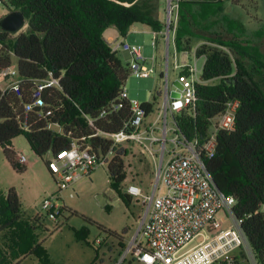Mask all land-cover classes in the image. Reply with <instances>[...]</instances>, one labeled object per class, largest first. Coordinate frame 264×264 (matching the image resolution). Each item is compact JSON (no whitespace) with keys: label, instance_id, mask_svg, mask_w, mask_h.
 Segmentation results:
<instances>
[{"label":"trees","instance_id":"16d2710c","mask_svg":"<svg viewBox=\"0 0 264 264\" xmlns=\"http://www.w3.org/2000/svg\"><path fill=\"white\" fill-rule=\"evenodd\" d=\"M2 4L23 12L26 20V29L17 34L0 30V71L15 64L19 79L16 89L0 88V148L7 163L15 172L25 170L11 147L20 135L40 159L67 150L72 141L105 155L112 143L106 134L119 131L128 115L129 104L119 99V93L131 70L116 57L103 32L114 27L125 37L133 24L162 32L165 23L159 9L163 0H4ZM177 5L175 48L191 52V36L186 38V31L182 32L191 14L181 0ZM210 35L194 49L195 57L203 58L196 109L177 118L187 137L195 130L204 134L209 120L223 111L227 101H239L234 131L217 133L215 153L205 165L217 188L233 197V212L244 218L245 237L257 261L264 264V212L259 211L264 205V91L252 77L254 65L249 69L246 64V59L253 58L241 41L225 40L219 33ZM47 72L61 76L59 85L44 89L42 105L26 110ZM154 100L141 104L147 113L153 110ZM115 105L119 108L113 111ZM103 108L108 114L98 118ZM86 118L93 120L92 127ZM49 123L60 126L62 133L48 130ZM131 150L122 144L114 147L107 163L113 186L126 179L125 158ZM45 163L48 169V160ZM120 198L130 200L127 194ZM37 221L38 217L22 221L13 189L0 197V234L4 233L0 264H17L28 256L48 262L34 236Z\"/></svg>","mask_w":264,"mask_h":264},{"label":"built area","instance_id":"2783aa9c","mask_svg":"<svg viewBox=\"0 0 264 264\" xmlns=\"http://www.w3.org/2000/svg\"><path fill=\"white\" fill-rule=\"evenodd\" d=\"M168 2L166 29L160 33L152 31L153 54L149 59L150 67L143 64L145 58L141 45L122 42L110 44L113 52L121 49L130 54L131 73L154 74L160 70L163 102L156 115L147 120L154 108L147 113L136 100L128 99L127 90L123 86L119 99L128 102L129 111L121 129L106 134L112 142L108 152L100 156L92 152L87 144L72 141L67 150L49 158L48 170L58 191L62 192L107 164L116 145L130 146L131 149L135 146L142 156L149 157L154 166L155 181L150 192L143 191L136 184L127 187L126 194L130 198H140L144 213L136 234L115 264H125L128 258L131 264H261L242 230L244 218L236 217L233 212V197L217 188L205 165V161L215 153L217 133L234 131L240 103L237 99L227 101L223 111L209 120L204 134L196 130L192 136L184 134L177 117L183 112L195 111L199 100L196 87L203 82L195 61L190 65L187 60L179 61L176 58L174 38L178 5L177 1L174 5L170 0ZM159 37L164 50L161 67L156 56ZM170 47L173 50V70L177 71L174 81L179 83L180 88L174 86L173 82V88H169ZM189 53L184 52V57H188ZM60 79L61 76L56 77L52 72H47V76L36 85L34 101L26 110L41 106V92L58 86ZM18 83L15 64L0 71L2 90L7 87L16 89ZM173 91L178 92L179 97H171ZM118 108L115 105L112 110ZM49 114L50 111L45 113ZM107 114L108 111L103 108L97 117L104 118ZM86 120L92 127L93 120ZM46 128L56 134L62 133V128L57 124L49 123ZM97 134L99 132L94 135ZM16 160L21 166L28 163L23 151L16 152ZM42 209L55 220L62 209L59 195L44 199ZM259 211L264 212V205ZM196 239L199 241L196 242Z\"/></svg>","mask_w":264,"mask_h":264},{"label":"rangeland","instance_id":"374dc122","mask_svg":"<svg viewBox=\"0 0 264 264\" xmlns=\"http://www.w3.org/2000/svg\"><path fill=\"white\" fill-rule=\"evenodd\" d=\"M170 2L174 5L176 0H170ZM242 3L245 4L246 12L249 11L252 14L251 16H256L258 20L257 23L250 21V25H245L247 32L242 30L241 27L245 37L250 29L264 27V0H242ZM213 8V6L206 7L205 5L204 8L195 11L188 10L192 22L196 21L198 17L203 18L208 15V21L211 20L216 23L217 18H220L219 15L227 12V9H223L218 3ZM10 9L11 7L0 3V18L7 14ZM175 9H173V13ZM160 12L165 23V30L167 0H163V4L159 9ZM235 13L233 12L232 15H240V12ZM223 19L228 21L230 16L226 15ZM240 24L238 19L232 31L237 28L240 29ZM135 27L141 28L143 25L135 24ZM25 29L26 21L25 27L21 31ZM141 29L134 31L133 34L128 33L126 42L129 44L138 43L143 46L142 55L145 58L143 64L150 67L151 62L149 59L153 54L152 34ZM246 38L244 42L242 41V44L247 49ZM160 45L161 51L156 53V56L161 67L162 57L160 56L164 53V50L162 51V41H160ZM172 56L173 50L170 47L168 60L170 89L173 88L172 82L175 80L177 73L173 70ZM178 58L180 59L179 55ZM194 61L200 75L203 58H196L190 54L187 62L193 65ZM122 62L123 65H128L129 61L122 59ZM246 64L250 69L251 64L248 59H246ZM262 68L264 67L260 69ZM159 72L158 69L154 74L130 73L124 82L128 99L136 100L140 104L152 102L153 98L155 99L153 113L148 116L147 120H151L156 115L163 102V94L160 93L162 91V78H160ZM252 77L254 78L253 74ZM256 80L259 83L261 82V88L264 91V76L260 75ZM11 146L16 152L23 151L28 163L25 165L23 172H15L5 160L0 148V197L5 198L8 191L13 189L18 199L19 214L22 221L32 222L34 218L38 217V221L35 223L34 236L37 242L42 244L48 259V262L41 263L37 257L28 256L17 264H115L131 238L136 234L144 213L140 198L132 197L127 203L120 198V195H126L127 187L130 184H136L143 191L150 192L155 181V173L149 157L142 156L138 148L134 146L131 150L132 153L125 158L127 177L122 183L113 186L108 176L107 164H103L89 176L59 192L54 178L46 167L45 161L49 160V155H46L43 159L35 156L23 135L15 137L11 141ZM55 194L60 197L62 209L56 215V219L53 220L42 209V202L44 199H50ZM111 233L116 234L118 237L113 236ZM2 238H4V233L0 234V244ZM197 241L199 239H196ZM129 262L130 258L125 264H131Z\"/></svg>","mask_w":264,"mask_h":264},{"label":"crops","instance_id":"0c3cea01","mask_svg":"<svg viewBox=\"0 0 264 264\" xmlns=\"http://www.w3.org/2000/svg\"><path fill=\"white\" fill-rule=\"evenodd\" d=\"M177 1V0H176ZM250 1V0H249ZM221 6L223 9H227V12L225 14H221L219 15L220 18H217V22H212L211 20L208 21V18L206 16H204L203 18L198 17L196 19V21L191 20L190 24H188V26H186V24H184V28L182 27V32L186 31V38H191V42H192V50L189 53V55H193L192 52L194 51V49L199 46L201 43H203L202 39H205V37H212L210 34L212 33H219L221 35L222 38H224L225 40H234V39H238V41H242L244 42L245 37L246 38V42H247V52L248 54L253 58L249 59V63L254 65L253 67V71L252 74L256 80V78H259V76H264V68L260 69L261 67L256 66L257 64H264V27L260 28V29H250L249 33L246 34V36L244 37V34L242 33V30H246L245 25H250V21L257 23L258 20L256 18V16H251L252 14L249 13V11L246 12L245 9V4L242 3V0H181V4L184 5V7L186 9L189 10H197L200 8H204L205 5L207 6H213L214 8L216 7V5ZM252 3V2H251ZM213 8V9H214ZM233 12H240L239 16H233L232 13ZM235 13V14H236ZM243 14V15H242ZM226 15L230 16V19L227 21H224L223 17H225ZM189 19L191 17H188ZM241 18V20H240ZM199 19V20H198ZM240 21V29H236L235 31L233 30V26L236 25V21ZM230 21V23H228ZM241 27L243 28L241 30ZM139 27H135V24H133L129 30L128 33H135L134 31H137L139 29H141L142 31L146 32V33H150L152 34V30L143 25V27L139 28ZM128 35V34H127ZM126 35V36H127ZM103 36L105 38V40L111 44L113 42L116 43H127L126 42V36L122 37L119 35L118 31L114 28V27H109L107 28L104 32H103ZM160 41L161 38L159 37L158 40V47H157V53H160ZM129 44V43H127ZM136 43H131L129 45H133ZM138 44V43H137ZM140 45V44H139ZM142 46V45H141ZM143 49V46H142ZM163 51V48H162ZM184 52H177L176 51V58L180 61L183 60H188V57H184ZM115 55L116 57L122 62V59H124V61H129L128 65L131 63V56L127 51H123L121 49L115 51ZM178 55L180 57V59L178 58ZM160 57L163 58V55H161ZM122 58V59H121ZM258 76V77H257ZM12 147V146H11ZM12 149L14 150V148L12 147Z\"/></svg>","mask_w":264,"mask_h":264},{"label":"water","instance_id":"95a60500","mask_svg":"<svg viewBox=\"0 0 264 264\" xmlns=\"http://www.w3.org/2000/svg\"><path fill=\"white\" fill-rule=\"evenodd\" d=\"M169 0H167V6H169ZM25 17L23 12L10 9L7 14L0 18V30L7 32L9 34H17L25 27ZM173 85L180 88L177 81H173ZM171 97H179L178 92H171Z\"/></svg>","mask_w":264,"mask_h":264}]
</instances>
